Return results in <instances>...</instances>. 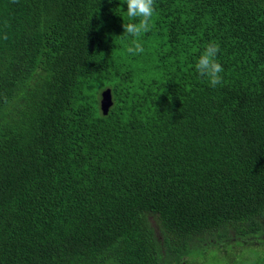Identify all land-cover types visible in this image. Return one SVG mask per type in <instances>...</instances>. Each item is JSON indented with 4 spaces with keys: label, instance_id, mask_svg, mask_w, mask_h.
<instances>
[{
    "label": "trees",
    "instance_id": "obj_1",
    "mask_svg": "<svg viewBox=\"0 0 264 264\" xmlns=\"http://www.w3.org/2000/svg\"><path fill=\"white\" fill-rule=\"evenodd\" d=\"M126 9L0 0V264H183L211 235L264 245V0H155L135 55ZM209 42L215 88L195 69Z\"/></svg>",
    "mask_w": 264,
    "mask_h": 264
},
{
    "label": "clouds",
    "instance_id": "obj_2",
    "mask_svg": "<svg viewBox=\"0 0 264 264\" xmlns=\"http://www.w3.org/2000/svg\"><path fill=\"white\" fill-rule=\"evenodd\" d=\"M124 3L127 5L126 12L129 22L123 23V33H126L131 41L126 50L133 55L143 53L141 37L153 27L155 0H124ZM3 38L7 39V35L5 34ZM219 51L217 42H209L204 46L195 63L196 72L213 88L223 83L221 73L224 69L217 59ZM102 89L98 93V100L101 98Z\"/></svg>",
    "mask_w": 264,
    "mask_h": 264
},
{
    "label": "rangeland",
    "instance_id": "obj_3",
    "mask_svg": "<svg viewBox=\"0 0 264 264\" xmlns=\"http://www.w3.org/2000/svg\"><path fill=\"white\" fill-rule=\"evenodd\" d=\"M208 236L207 240L193 246L185 264H264V245H255L240 238L218 240Z\"/></svg>",
    "mask_w": 264,
    "mask_h": 264
},
{
    "label": "water",
    "instance_id": "obj_4",
    "mask_svg": "<svg viewBox=\"0 0 264 264\" xmlns=\"http://www.w3.org/2000/svg\"><path fill=\"white\" fill-rule=\"evenodd\" d=\"M99 107L103 114H107L110 106L113 104L111 90L109 87H105L100 92Z\"/></svg>",
    "mask_w": 264,
    "mask_h": 264
},
{
    "label": "flooded vegetation",
    "instance_id": "obj_5",
    "mask_svg": "<svg viewBox=\"0 0 264 264\" xmlns=\"http://www.w3.org/2000/svg\"><path fill=\"white\" fill-rule=\"evenodd\" d=\"M183 264H185V262H183Z\"/></svg>",
    "mask_w": 264,
    "mask_h": 264
}]
</instances>
